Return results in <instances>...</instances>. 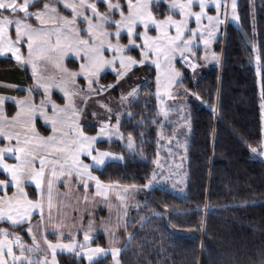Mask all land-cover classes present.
I'll return each mask as SVG.
<instances>
[{"label":"snow or ice","instance_id":"snow-or-ice-1","mask_svg":"<svg viewBox=\"0 0 264 264\" xmlns=\"http://www.w3.org/2000/svg\"><path fill=\"white\" fill-rule=\"evenodd\" d=\"M99 2L106 6L105 11H100L97 0H0V54L11 53L17 62L30 65L36 87L43 89V99L37 105L29 87V95L16 100L17 111L11 117L5 113L2 107L4 98L0 97V138L8 141L0 146V170L4 174L0 179V222L10 224V227H0V264H57V249L94 264L93 258L104 253L105 249L91 247L87 243L90 240L87 232L83 242L70 238L64 243L59 238L63 232L54 233L57 235L55 242L44 236L47 247L41 248L31 222L33 212L38 211L40 222L47 219L49 223H55L52 210L58 204L54 197L61 195L59 185L69 190L73 184L83 188V199L87 200L88 189L92 187L89 182L94 181L96 191L93 198L107 197L110 186L93 175L91 169L103 165L105 159L113 155L96 147L98 136L120 135L123 139L119 133V114L115 116V130L110 126L112 117H109L100 121L96 135H89L79 122L83 112L74 98L99 94L112 87L99 85L106 67L113 68L119 81L137 66L145 69L154 66V94L161 104L160 113L166 117L171 109L164 105V100L174 99L173 85L182 84L179 79L182 74L174 66L177 54L194 70L196 61L200 59L196 51L199 42L207 49L219 27L229 17L239 19L237 0H127L126 7L121 0ZM61 4L66 11L70 10L68 15L60 11ZM194 5H198V11L194 10ZM210 5L214 7L215 14L210 13ZM162 7L164 14H161ZM192 18L195 27L190 24ZM10 26L15 28L14 38L9 31ZM153 29L155 35L150 34ZM252 31L255 35L254 19ZM122 33H126L127 43L121 42ZM23 45L27 46L26 56L21 51ZM252 46L257 51L256 73L260 76L264 64H261L255 41ZM69 54L80 62L78 70L66 66L64 61ZM208 58L206 53L204 59ZM212 58H217L215 53H212ZM81 76L87 82V90L76 86L77 78ZM139 87L127 95L137 96ZM53 88L63 93L64 105L52 99ZM189 91L185 89V93ZM191 94L199 95L194 91ZM260 96L261 118L264 120V85ZM37 113L46 126L45 131L50 128V134L43 135L37 129ZM127 139L128 146L132 147V136ZM249 147L253 153L259 151L264 155V139L258 146ZM81 157L89 158L90 162ZM9 159L14 162L10 163ZM159 175L166 178L163 173ZM156 176L157 173L153 172L145 187L150 186ZM30 186H34L31 193L28 191ZM24 223H27L26 230L32 236V245L29 246L24 244L18 233L10 230ZM17 247L18 253L15 251ZM26 251L43 253V256L33 261L25 254ZM117 251L113 249V255ZM261 255L259 264H264V251Z\"/></svg>","mask_w":264,"mask_h":264},{"label":"trees","instance_id":"trees-1","mask_svg":"<svg viewBox=\"0 0 264 264\" xmlns=\"http://www.w3.org/2000/svg\"><path fill=\"white\" fill-rule=\"evenodd\" d=\"M237 5L238 24H228L224 36L215 44L216 52L222 55L220 67L213 66L194 79L180 61L177 63L184 91L190 89L187 93L191 97L193 91L199 94L193 96L199 102L189 103L192 132L187 154V194L182 198L163 188H153L138 195L141 210L135 217L133 211L128 215L129 240L120 253V264H259L262 259L264 162L249 145L256 147L264 139L260 109L264 69L258 76L252 52L255 41L264 64V0H238ZM14 65L12 59L0 58V69ZM66 66L78 70L79 63L70 58ZM134 72L142 75L143 83L129 106L130 116L123 119L120 127L123 134L133 137L136 151L130 152L117 141H100L98 148L115 151L122 161H110L91 171L105 184L142 188L154 172L157 132L162 121L154 94L155 68ZM25 74L30 85L32 77L27 69ZM79 82L84 85L82 78ZM115 82L116 75L110 71L99 81L104 85ZM54 98L63 103L57 92ZM5 112L13 116L15 105L6 102ZM45 127L37 120L41 134H50ZM83 129L87 134L97 131L96 126L87 123ZM3 178L0 172V179ZM32 190L30 186L28 191ZM0 227L10 224L0 223ZM26 229L22 225L10 230L29 246L32 239ZM89 245L106 248V241L100 235ZM25 254L33 261L43 256L38 252ZM56 259L58 264H87L84 258L68 253L57 254ZM94 264L114 262L111 255H106Z\"/></svg>","mask_w":264,"mask_h":264},{"label":"rangeland","instance_id":"rangeland-1","mask_svg":"<svg viewBox=\"0 0 264 264\" xmlns=\"http://www.w3.org/2000/svg\"><path fill=\"white\" fill-rule=\"evenodd\" d=\"M53 2H55V0H53ZM97 2H98V7L100 11L102 12L105 11V8L101 9V6L104 4L100 3L99 0H97ZM121 2L126 7L127 0H121ZM237 3H238V0H237ZM104 7L106 6L104 5ZM163 7H166V5ZM163 7L161 8L162 10H163ZM59 8H60V11L63 12L65 15H68L70 12V10L66 11L63 8L62 4L59 5ZM194 10L195 11L199 10L198 5H194ZM209 11L211 14H215V9L211 5L209 6ZM230 11L231 9H230V3H229V12ZM117 17H118V13H117ZM176 18L179 19L178 14L176 15ZM238 20H235L229 17L225 21V23L219 27L218 31L215 33L214 38L209 43L207 49H205V46L203 45L202 42H199V45L196 51H198L200 59L196 61L197 66L194 70L187 66V63L181 59L179 54H177L176 59L174 61L175 68L178 69L177 63L178 61H180L182 65H184L192 73L193 78L198 79L200 76L208 72L210 68H212L213 66L220 67L221 62H222V55L216 52L215 44L220 37L224 36L225 27L228 24H232V25L238 24ZM204 23H207V21L205 20ZM190 24L192 27H195L194 18L191 19ZM12 29H13V34L15 36L14 26H10V33ZM172 31H174V29ZM150 34L155 35L154 29ZM122 37L123 38L121 42L127 43L126 33H122ZM21 51L26 56L27 46L23 45L21 47ZM252 52L254 54L253 67L255 68V71H256L257 64H256L255 56L257 55V51L253 50ZM206 53L209 57L207 60L204 59V56L206 55ZM212 53H215V56L217 58H212ZM8 54L11 55V53H5V54H0V57H8L11 59L12 55L9 56ZM132 54L135 55V53H132ZM106 55L110 56L111 53H106ZM12 58H15V57L12 56ZM70 58L73 60H76L72 54H69L67 57H65V60L70 59ZM2 59H6V58H2ZM76 61L80 63L78 60ZM25 66L29 69L32 75L31 66L27 64H25ZM136 69L142 70L143 66H137ZM134 70L129 72L127 76L123 77L119 81L112 83L113 84L112 87L106 88L105 91L100 92L102 96L98 97V95H96L95 93H92L91 95L87 96L91 98L90 104L88 105V107L90 106L91 108L89 112L93 111V113H96V115L91 114L93 116L92 119L94 121L91 120L92 123H89V124H92L96 126L97 128V131L95 134H89V135H96L100 128V121L106 120V118H109V117H112L110 120V126L113 128V130H115V126L117 124L115 116L116 114H119V119H120L119 133L122 134L123 139L121 138L120 135H110V136L102 135V136L97 137V143L100 141H109V142L117 141L121 143L125 148H127L130 152L136 151V142L132 137V147H129L128 146L129 141L127 139L128 136L122 133L120 126H121V122L123 121V119L130 116L129 106L131 105L133 101L136 100V97H137V96H128L127 93H129L133 88L137 87L138 85L140 86L143 83L142 75L140 73L134 72ZM107 71H110L114 75H116L112 67H106L102 71L101 76ZM181 77L179 79H181ZM80 78L84 79L82 76ZM84 81L86 82L85 79ZM99 85L107 86V85L100 84V83ZM94 87H97V85H94ZM32 89H33V95L37 92L38 93L40 92L43 96V89L37 88L35 83ZM58 90L56 91L60 94L61 91L59 90L60 91L59 92ZM85 90H87V82H86ZM155 90H156V80H155ZM173 95L175 96L174 99L165 98L164 100V105L167 108L171 109L168 111L166 117L160 113L161 104L157 100L158 113H159L160 120L162 121V123L160 124V128L157 132L158 133L157 134L158 155L155 160V168H154V172L157 173V176H156V180L150 186L148 187L144 186L142 188H139V187L129 188V187L118 185V184H106L110 186L107 189V197L95 196L93 198V195L96 191L95 182L90 181L89 183L92 185L91 188H93L94 190H93L92 196L88 191V195H89L88 204L83 199L84 189L77 188L75 184H73L70 190L68 188H65L62 185H59L58 188H59V192L61 193V195L54 197L58 201V204L52 210L53 220L58 225L61 222L62 223L65 222L63 223V226H65L68 223V220L64 218H65V215L68 216V214L71 212L72 209L73 210L79 209L80 207L89 208V212H91V210L94 207L98 208V206L99 208L103 209V210H99L98 212L97 211L94 212L89 217L90 221H92L93 224L87 223L86 225L88 226L89 229H92L93 227L94 230L90 232L88 231L90 240L87 241V243L90 244V241L98 237L99 235L101 236L105 235L106 237L105 236L103 237L105 238V241H106V248L101 247V246L99 247L105 249V252H106L104 254L105 256L111 255L112 259L114 258L113 259L114 264H120V261H119L120 253L129 240V234L127 233V230H126V225L128 222V215L133 211L134 217H135V213L137 214L139 210H141V204L138 198L139 194H145L149 192L150 190H152L153 188H163L182 198H184L187 194V184H188V155L187 154H188V148H189L191 132H192L190 112H189V103H190V100L195 101V102H199V100L193 96L191 97V95L188 93L186 94L181 85H173ZM122 96H125L126 99L122 100L121 99ZM42 98L43 97H41L39 102H41ZM103 105H107V107H104ZM109 108L111 109V112L108 111ZM84 123H86V121ZM83 125L84 124H82V126ZM6 143H8V141L0 138V146H3V144H6ZM96 147H97V144H96ZM110 152L113 155H111L110 157H107L103 165H100L99 167L94 166L96 169L102 168L107 162H110V161H116V160L122 161L121 156H119L117 153H113L115 151H110ZM255 154H257L259 157H263L262 159L264 160V155L259 154V152H256ZM81 158L84 159L85 162H90L89 158L88 159L86 157H81ZM9 162L12 163L14 162V160L9 159ZM0 172L2 173V170H0ZM159 173H163L166 178L162 179ZM116 196L118 197L117 199L114 198ZM121 197H123V199H121ZM55 223H48V224L56 225ZM44 225L45 224L42 222L39 224L38 228H33L34 233L37 238V242L39 243L41 248L47 247L44 240L42 239L43 235H42L41 228H43ZM30 237L32 239L31 235ZM51 238L54 241L56 240L53 237H50V239ZM66 241H68V239ZM83 241H84V236L83 238H81V241L79 242H83ZM91 247L95 248L97 246H91ZM113 249H118L115 255H113ZM58 250L59 249H57V252ZM17 252H19V248ZM57 254H60V253H56V255ZM69 254H72V253H69ZM102 255L103 253L98 255V257H94L93 258L94 262L102 258ZM51 259H52V256H51V253H49L48 255L49 262H51ZM86 262L88 264L87 260Z\"/></svg>","mask_w":264,"mask_h":264},{"label":"crops","instance_id":"crops-1","mask_svg":"<svg viewBox=\"0 0 264 264\" xmlns=\"http://www.w3.org/2000/svg\"><path fill=\"white\" fill-rule=\"evenodd\" d=\"M9 31H10V27H9ZM11 35L14 36L13 31H11ZM8 55L11 56L10 54H8ZM0 58L1 59L2 58L8 59V57H0ZM11 59L14 61V64H15L14 67L7 68V69H0V97L4 98V102L2 105L4 110H5L6 102H12L15 105L16 111H17L16 100L27 97L29 95V93H28L29 87L31 86L33 88L35 82L32 79V83L29 85L27 83L26 74H25V70L27 69L29 71V69L25 66V64H21V63L17 62L15 58H12V56H11ZM66 60H65V64H66ZM29 73H30V71H29ZM30 75H31V73H30ZM31 77H32V75H31ZM79 79H80V77L77 78V85L76 86L86 89V82L84 81V85H82V84H80ZM110 85H113V84H110ZM56 90H58V89L53 88L51 90L53 100H55L54 93L57 92ZM20 92H21V94H20ZM37 93H35L33 95V89H32V99L34 100V102L37 105H39L40 104L39 100L43 96L40 92H39L40 94H37ZM95 94L98 95V97L102 96L101 93H99L100 95L97 93H95ZM59 95L62 98L63 103H59L57 100H55V101L59 105H64L66 101H65V98L63 96V93L60 92ZM74 100H75L76 105L78 107H80L82 109V112H83V114L79 117L80 124L82 125V124H86V123H88V124L92 123L91 120L94 121L92 119L93 116L91 115V113H93V111L89 112L91 110V108H90V106L88 107V105L90 104L91 98L90 97H84V96H76L74 98ZM106 119H108V118H106ZM37 120H40L44 124L43 120L39 118L38 113H37ZM85 121H86V123H84ZM93 190H94L93 188L88 189L91 196L93 195ZM13 191H14V189H13ZM114 198L117 199L118 197L116 196ZM88 201H89V199L85 200V202L87 204H88ZM99 210H103V209L99 208V206H98V208L94 207L91 210V212H89V208L80 207L79 209H74V210L72 209L71 212L68 214V216L65 215L64 219L68 220V223L65 226H63V223H65V222L59 223V226H57L56 223H55L56 225H54V224L50 225V224H48L49 222L47 221V219H45V221L43 222L45 225L43 226V228H41L42 235H43V237L47 236L48 239H50L49 237H53L54 239H57V235H55L54 233L63 232L64 235L59 237L62 240V242L67 243L68 241H66V240L67 239L69 240L70 238H74L77 241H81V238H83L85 232L88 233V231L90 232V231L94 230L93 227H92V229H89L86 224L87 223L93 224V222L90 221L89 217L91 214H93L96 211L98 212ZM46 215H47V209H45V216ZM31 222L33 224V228H38L39 224L42 223V222H40V214L38 211L33 212ZM0 223L9 224L7 222H0ZM23 225L27 226V223H24ZM69 234H71V237ZM102 236H105V235H102ZM43 237H42V239H43ZM50 240H53V239L51 238ZM53 242H55V241L53 240ZM17 250H18V247H17L16 251ZM61 252L68 253V254L70 253L66 250H60V249L58 250L57 253H61ZM105 253L106 252L103 253L102 257L105 256L104 255ZM96 257H98V256H96Z\"/></svg>","mask_w":264,"mask_h":264}]
</instances>
